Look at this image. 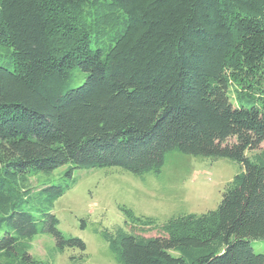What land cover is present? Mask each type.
Listing matches in <instances>:
<instances>
[{
    "label": "trees",
    "instance_id": "trees-1",
    "mask_svg": "<svg viewBox=\"0 0 264 264\" xmlns=\"http://www.w3.org/2000/svg\"><path fill=\"white\" fill-rule=\"evenodd\" d=\"M172 152L240 171L202 214L121 206L125 226L95 229L117 263L264 264V0H0V264H83L53 212L74 170L159 173Z\"/></svg>",
    "mask_w": 264,
    "mask_h": 264
},
{
    "label": "rangeland",
    "instance_id": "rangeland-1",
    "mask_svg": "<svg viewBox=\"0 0 264 264\" xmlns=\"http://www.w3.org/2000/svg\"><path fill=\"white\" fill-rule=\"evenodd\" d=\"M66 169L62 166L52 175L33 172L31 183L36 186L47 179L57 182ZM239 171L240 165L229 158L212 159L181 152L169 153L159 173L135 174L116 167L76 169L74 185L58 198L53 212L60 219L62 230L86 242L83 264H118L108 242L95 229L125 226L126 215L121 206L131 208L139 216L153 217L160 224L180 214H202L219 206L227 183ZM145 234L158 235L159 231ZM54 244L53 235L39 233L31 253L49 258V248ZM251 244L255 252L264 253V240H252ZM79 255L78 249H66L56 254L53 264H78Z\"/></svg>",
    "mask_w": 264,
    "mask_h": 264
}]
</instances>
